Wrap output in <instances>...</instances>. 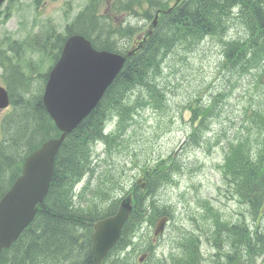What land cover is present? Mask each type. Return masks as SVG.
<instances>
[{"label": "trees", "instance_id": "obj_1", "mask_svg": "<svg viewBox=\"0 0 264 264\" xmlns=\"http://www.w3.org/2000/svg\"><path fill=\"white\" fill-rule=\"evenodd\" d=\"M148 2L151 5H147L148 14L145 17L150 18L152 11L160 8L169 9L164 0ZM128 11L136 13L137 8L123 5L117 9L119 13ZM96 14L94 5H86L67 30L84 34L98 49L124 55L125 65L98 107L65 139L56 157L49 193L40 211L19 240L1 253L0 264H95L91 252L93 223L112 215L117 204L106 198L112 196V186H105L107 182L103 185L95 182L98 171L96 174L93 171L91 159L94 144L102 139L105 121L114 114L120 116L125 130L131 112L135 111L133 103L138 100H143L146 105L162 100L163 109L170 108L165 88L158 81L170 55L210 37L223 46L221 59L224 61L219 73L228 82L233 83L234 80L236 84L244 76L259 77V81L263 78L262 74L258 76L253 70L264 74V0H184L161 15L152 36L142 48H135L131 56L128 55L129 48H121L131 44L123 35L125 29L116 26L112 18L104 21ZM236 22L242 27L243 35L230 37L229 31ZM47 41L49 43L43 52L46 56L41 62L26 53L27 41L22 43L23 50L19 46H12L8 52L4 47L0 48V76L12 99V108L0 123V199L20 176L25 157L46 140L60 135L44 106L42 82L45 83L48 77L46 62L49 58L58 59L65 38L53 34ZM136 93L138 96L134 101ZM230 96L227 91L215 94L209 98L211 101L207 105L199 99L198 107L194 109V119L199 120V126H193L188 145L203 147L212 120L223 116ZM191 104L193 102L186 107L192 108ZM252 109L253 112L245 120L247 134L238 133L229 141L224 162L218 167L228 188L247 203L252 217L250 223L238 221L231 228L232 237L228 236L227 242L230 244L234 237L235 249L223 255L226 257L223 262L218 251L216 262L221 264L237 263V260H230L238 259L236 244L240 248L241 241L244 246L241 248L246 252L242 258L248 259L246 264H256V257L264 253V87L262 100ZM221 140L217 138L210 148L220 144ZM138 163L133 161L132 167ZM184 165L183 161L170 156L157 163L139 166L147 179L144 191L137 184L132 187V193L136 195L135 212L139 216L150 204L146 201L147 194L157 192L168 184H176V178L184 173ZM190 171L193 172V169ZM89 173V181L77 193L76 187ZM115 186L124 189L121 182ZM141 191L146 194L138 195ZM103 203L106 206L103 207ZM151 209L150 220L154 222L160 211L155 202H152ZM133 215L117 249L140 225L139 220L142 219ZM239 235L242 239H238ZM108 260L105 264H109ZM175 263L203 264L202 260L195 258L194 246L182 257L178 256Z\"/></svg>", "mask_w": 264, "mask_h": 264}, {"label": "rangeland", "instance_id": "obj_2", "mask_svg": "<svg viewBox=\"0 0 264 264\" xmlns=\"http://www.w3.org/2000/svg\"><path fill=\"white\" fill-rule=\"evenodd\" d=\"M66 1L69 0H48L40 7L39 11L44 16L63 20L67 10L64 9ZM86 1L76 0L73 5L76 3L85 4ZM108 1H105V5H100L99 12L107 19L121 17L119 12L113 10L114 5H108ZM112 1L115 0H110L111 4ZM7 5H9L8 2L4 8ZM79 6L81 5H76V7ZM11 7L12 18L5 24L2 22L3 17L0 18V34L4 35L8 32L16 36L22 35L20 31L24 32L25 26L29 24L27 18L38 12L37 9L35 10L34 0H21L12 4ZM70 12L71 9L69 14ZM242 35L243 29L236 22L230 29L229 36L240 37ZM3 46L0 43V47ZM222 49L223 46L218 40L208 39L200 45L172 54L165 64L163 77L159 79V83L165 88L172 111L161 114L145 108L146 103L143 100L134 102L135 118L130 131L123 137H116L118 143L110 149L106 161H104L105 156L99 161L101 169L97 184L101 185L113 176L119 179L130 169L135 160L139 161V166H144L146 163H152L155 159L161 160L168 153L175 152L185 163L184 174L178 177V185L163 188L157 193V203L160 206H168L174 215V220L168 224L165 235L157 239L158 246L154 259L147 260L146 258L141 262L143 264H173L172 260H168L170 251L174 253L180 242L192 234L205 238L206 233L214 226L215 222L224 215L222 206L214 204L213 207H210V204L204 200L197 202L195 200L203 196L217 197L218 190L224 188L222 174L217 165L223 162L225 147L229 140L236 137L238 133L247 134L246 129L243 128V121L253 112L252 107L256 108L262 100L264 85L261 84V80L259 81V77L253 79L251 76L242 77L236 84L234 80L233 83L228 82L229 80L219 73L224 61L221 59ZM253 72L258 76H260L258 73H262L261 71ZM232 85H235V88L231 87ZM227 87L233 90V94L230 96L223 116L211 123V129L205 136L206 140L204 139L202 148L189 146L187 141L192 131V124L183 121L182 113L185 106L200 96L203 97L202 101L208 103L211 101L209 98H213L215 94H219ZM137 94L134 101L137 99ZM151 104L153 105V103ZM217 138L222 139V142L210 148ZM139 143H141L139 150L143 149L148 156H141V152L137 148ZM185 144L187 147L183 148ZM191 169L193 172L190 171ZM139 175V168L128 171L126 187H131ZM199 185L202 187L197 192L194 186L198 187ZM81 186L79 187L81 188ZM225 209L235 214L242 211L239 204L234 201L228 203ZM152 230L154 228L150 227V231ZM145 233L136 240V244L141 241L142 246L148 245L149 239L151 240L153 237V232L152 234L147 231ZM206 241L207 239H204V244H207ZM204 252L206 255L210 252L208 245L204 246ZM141 255H143L142 251L135 256L138 263Z\"/></svg>", "mask_w": 264, "mask_h": 264}, {"label": "water", "instance_id": "obj_3", "mask_svg": "<svg viewBox=\"0 0 264 264\" xmlns=\"http://www.w3.org/2000/svg\"><path fill=\"white\" fill-rule=\"evenodd\" d=\"M123 63L122 56L97 52L81 36L67 41L44 95L49 113L64 134L26 158L22 175L0 201V252L17 240L35 216L50 186L55 156L63 139L97 105ZM8 102L7 92L0 86V108ZM130 209L126 201L116 216L95 225L92 252L97 264L116 243Z\"/></svg>", "mask_w": 264, "mask_h": 264}, {"label": "bare ground", "instance_id": "obj_4", "mask_svg": "<svg viewBox=\"0 0 264 264\" xmlns=\"http://www.w3.org/2000/svg\"><path fill=\"white\" fill-rule=\"evenodd\" d=\"M125 37H126V36H125ZM125 39L127 40V37H126ZM7 52H8V50H7ZM163 75H164V71H163L162 77H163Z\"/></svg>", "mask_w": 264, "mask_h": 264}]
</instances>
